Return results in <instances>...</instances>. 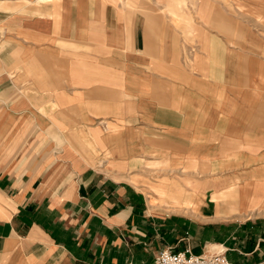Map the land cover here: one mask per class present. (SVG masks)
I'll use <instances>...</instances> for the list:
<instances>
[{"label":"crops","instance_id":"1","mask_svg":"<svg viewBox=\"0 0 264 264\" xmlns=\"http://www.w3.org/2000/svg\"><path fill=\"white\" fill-rule=\"evenodd\" d=\"M264 264V0H0V264Z\"/></svg>","mask_w":264,"mask_h":264},{"label":"built area","instance_id":"2","mask_svg":"<svg viewBox=\"0 0 264 264\" xmlns=\"http://www.w3.org/2000/svg\"><path fill=\"white\" fill-rule=\"evenodd\" d=\"M155 264H233L224 253L195 255L190 250L174 252L171 248L162 250Z\"/></svg>","mask_w":264,"mask_h":264}]
</instances>
